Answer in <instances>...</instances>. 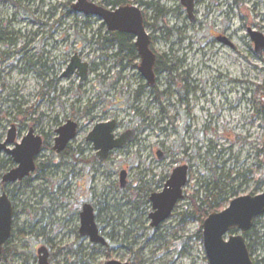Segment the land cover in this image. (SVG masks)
<instances>
[{
    "label": "rangeland",
    "instance_id": "rangeland-1",
    "mask_svg": "<svg viewBox=\"0 0 264 264\" xmlns=\"http://www.w3.org/2000/svg\"><path fill=\"white\" fill-rule=\"evenodd\" d=\"M150 1L165 6L159 29L150 27L153 10L146 13V31L155 37L151 50L177 66L174 73L158 76L155 89L141 75L139 61L117 64V47L106 50L97 38V32L109 38L103 21L74 12V0L22 2L24 16H15L12 1L0 2V22L16 17L21 38L16 46L0 48V141L12 124H20L24 136L33 127L45 144L37 158L39 170L5 189L3 176L16 164L0 156V196L7 192L14 206L13 236L0 264H38L41 247L56 255L57 264H209L202 228L206 218L196 214L205 185L216 182L223 189L224 202L213 213L236 198L264 193V92L259 90L264 51L256 53L248 32L264 35V0H199L197 23L181 13L180 0ZM222 34L235 49L217 41ZM76 54L90 66L83 84L77 76L61 79ZM73 117L80 127L76 145L87 150L85 159L91 162L76 168L53 150L56 132ZM111 119L120 123L115 136L136 129L139 139L101 167L93 163V146L86 139L95 124ZM157 149L164 151L163 162L154 156ZM184 165L189 167L184 199L164 224L151 227V205L132 219L125 208V217L118 219L119 205L130 201L144 181L163 189ZM121 169L129 172L125 190L119 184ZM81 201L98 205L102 220L118 223L115 241L101 254L72 235L78 222L71 211ZM252 230L249 236L239 230L228 236H244L253 247V263L264 264V215ZM69 247L81 252L70 253Z\"/></svg>",
    "mask_w": 264,
    "mask_h": 264
},
{
    "label": "water",
    "instance_id": "water-1",
    "mask_svg": "<svg viewBox=\"0 0 264 264\" xmlns=\"http://www.w3.org/2000/svg\"><path fill=\"white\" fill-rule=\"evenodd\" d=\"M182 5L187 9L191 20H193V0H181ZM73 11L84 16H93L103 20L111 33L119 32L131 35L135 38V46L141 58L139 71L151 88L155 87L154 66L156 55L150 49V37L146 32L142 12L131 5L124 6L112 12L106 10L88 0H74ZM250 38L255 45L258 55L264 51V35L249 30ZM89 75V64L82 62L76 54L70 61L61 79H70L73 76L79 77L80 84H83ZM116 123L114 121L97 125L91 132L89 140L94 144L95 150L101 161L105 160L108 153L114 149H124L128 143L134 140L135 132L128 131L119 139L113 134ZM77 125L71 121L62 126L58 131L55 140L54 150L57 153L63 152L67 145L76 136ZM16 141L15 127H12L8 134V140L0 146V152H6L12 157L16 168L3 177L6 184H16L28 178L36 170V158L42 151V139L35 137L33 131L20 142L13 150H7L6 145L14 144ZM162 159V157H160ZM187 165L176 168L163 192L151 197L155 213L151 215L152 227H158L165 222L172 214L174 207L183 199L182 191L188 183ZM125 174H121V187L125 186ZM264 215V193L257 196H243L234 199L229 207L220 212L212 213L203 223L204 247L209 264H254L245 239L242 235H229L232 229H238L247 233L252 229L255 218ZM82 237H90L94 244H105L98 236V230L94 222L91 206L85 208L82 214ZM13 235V206L9 196L4 192L0 196V255L3 246ZM228 239L226 240V237ZM40 263L49 264L45 248L39 250ZM108 264H129L117 261Z\"/></svg>",
    "mask_w": 264,
    "mask_h": 264
},
{
    "label": "flooded vegetation",
    "instance_id": "flooded-vegetation-1",
    "mask_svg": "<svg viewBox=\"0 0 264 264\" xmlns=\"http://www.w3.org/2000/svg\"><path fill=\"white\" fill-rule=\"evenodd\" d=\"M9 0H0V2H8ZM89 2H92V3H95V4H97V2L96 1H98V0H88ZM131 3H126L125 5H121V3L118 1V0H102V2L100 3V4H97L98 6H100V7H102V8H104V9H106V10H109V11H112V12H114V11H116V10H118L119 8H121V7H124V6H128V5H131V6H134V7H136V8H138L141 12H142V15H143V18H144V25H145V29L147 30V27H149L150 25H148V21H147V17H146V13H147V11L148 10H153V12H154V16L156 17V15H157V7L158 8H160V9H162L163 11H164V14H165V6L164 5H161V6H159V3H157L156 5H154L153 3H152V1H150V0H129ZM180 3H181V0H180ZM198 3H199V0H193V14H192V17H193V20H191V18H190V15L188 14V11H187V9L182 5V3H181V6L179 7V9L181 10V13H184V14H187L188 15V19L190 20V22L191 23H197L198 22V20H197V14H196V11H195V9H196V7H197V5H198ZM106 5V7L107 8H105L104 6ZM14 7H15V9H16V14H15V16L16 15H18V16H24V9L22 8V4L20 5V7L19 6H17V5H14ZM169 11V10H168ZM88 17V19L89 20H91V17H93V16H87ZM102 20V19H101ZM1 21L2 22H0V48H1V46L2 47H12V46H16L17 44H19L20 43V40H21V38H18L17 37V32L18 31H15V28L18 26L19 28H18V30L20 29V23L17 21V19H16V17H14L12 20H10V21H5L4 20V18H2L1 19ZM103 21V20H102ZM155 22H156V20H155ZM104 23V22H103ZM159 23V22H158ZM156 24V23H155ZM106 26V25H105ZM151 28H153L154 29V25L153 26H150ZM107 28V27H106ZM250 30V29H249ZM248 30V31H249ZM107 31H108V29H107ZM11 32V33H10ZM109 32V31H108ZM168 32V31H167ZM115 33H119V32H115ZM169 35H172V31H170L169 30ZM120 35H126V36H130L133 40H132V42H133V44H134V46H135V38L133 37V36H131V35H127V34H124V33H119ZM148 34V33H147ZM149 37H150V41H151V43H150V49H151V46L154 44V42H155V37L154 36H150L149 35ZM216 39H217V41L218 42H220L221 44H223V45H225V46H228V47H230V48H232V49H235V47H234V45L232 44V42L225 36V34H222V35H219V36H217L216 37ZM19 42V43H18ZM195 42H193L192 44H194ZM136 47V46H135ZM153 52V51H152ZM154 53V52H153ZM155 54V53H154ZM129 52H125V53H122L120 56L118 55V60H119V58H122L124 61H127V64H134L135 62H137V61H139L140 62V64H141V58H140V56H139V54H138V51H137V48H136V51H135V53L133 54V56H134V59L132 60V59H130L129 58ZM164 56H166V59L164 58V60L163 59H161L160 61H164V62H167L168 61V64H167V66L168 67H172L173 69L172 70H165V71H163V72H168L169 74L170 73H174L176 70H177V66H175V65H173V61L171 60V59H169L168 58V56L167 55H164ZM159 57L160 56H157L156 55V64H155V66H154V69H153V71H154V75H155V87L154 88H151L150 87V85H149V87L151 88V89H155L156 88V83H157V78H158V76L161 74V73H163V72H159L158 70H157V63L158 62H160L159 61ZM119 65H122V64H119ZM89 68H90V66H89ZM140 68V67H139ZM124 70V69H123ZM120 76H121V74H120ZM149 84V83H148ZM86 114H87V112H86ZM80 117V116H79ZM69 121H71V122H73V123H75L76 125H77V129H76V136H75V138L67 145V147H66V149L63 151V152H61V153H57L55 150H54V147H53V150L55 151V153L57 154V155H60V157L61 158H63V159H65V158H68V160H70V162H71V165L72 166H74V168H76L77 166H79V165H83V166H85V165H89L91 162H89L87 159H85V154H86V152H87V150L85 149V148H81V147H78V145H76V141H77V138H78V135H79V132H80V127H79V123H78V117H73L72 119H69L67 122H69ZM112 121H114L115 123H116V125H115V129H114V132H113V134H114V136H115V132L117 131V129L119 128V126H120V123H118V121L116 120V119H111V120H107L106 122H104V123H109V122H112ZM91 123H93V121L91 122ZM90 123V124H91ZM104 123H97V124H95L92 128H91V131L89 132V134H88V136H87V139H86V142H87V144H89V145H92L93 146V153H94V157H93V163H95L96 165H99V166H101V167H103V165L105 164V163H107V161L112 157V155L115 153V152H119V151H123V152H127V151H129L130 149H131V147L132 146H134V145H136L137 144V142H138V139H139V137H138V133H139V131L138 130H136V129H129V130H127L126 132H128V131H134L135 132V136H134V140L131 142V143H128L127 145H126V147L124 148V149H114V150H111L109 153H108V156H107V158L105 159V160H103V161H101V159H100V157L98 156V151L97 150H95V148H94V144L89 140V138H90V135H91V132L94 130V128L97 126V125H99V124H104ZM66 125V124H65ZM12 127H15V131H16V141H15V143L14 144H11V145H6V149L7 150H13L14 148H15V146H16V144L17 143H20L29 133H30V131L32 130L33 131V133H34V136L35 137H38V136H36L35 135V132H34V128L33 127H31L30 129H29V132L27 133V135H23V129L25 128V125H20V124H12L11 125V127H10V129L12 128ZM10 129L8 130V132H7V136H6V139H4V140H2V141H0V146L1 145H3V144H5L6 143V141L8 140V134H9V131H10ZM126 132H124V133H122L121 135H119L118 137L117 136H115V139L117 140V139H119L123 134H125ZM57 133V132H56ZM42 139V138H41ZM57 139V138H56ZM55 139V140H56ZM42 143H43V146H42V150L44 149V146H45V144H44V142H43V140H42ZM55 146V145H54ZM157 152H156V154L154 155L155 156V158H157L158 160H159V162H163L165 159H166V156H165V154H164V151H162L161 149H157L156 150ZM42 152V151H41ZM2 154H5V155H7V156H10L7 152H6V150L4 149V150H2L1 152H0V156L2 155ZM11 157V156H10ZM160 157H162V159H160ZM38 158V157H37ZM37 158H36V170H35V172L36 171H38L39 170V165L37 164ZM16 168V165H15V167L13 168V169H15ZM13 169H11L10 171H12ZM9 171V172H10ZM8 172V173H9ZM34 172V173H35ZM34 173H32V174H34ZM125 174V179H124V182H125V186H124V188H122L121 187V174ZM129 172L127 171V170H125V169H121L120 171H119V176H120V180H119V184H120V189L121 190H125V189H127L128 188V174ZM32 174H30V176L32 175ZM98 175L100 174V172H98L97 173ZM188 174H189V171H188ZM6 175V174H5ZM4 175V176H5ZM3 176V177H4ZM29 176V177H30ZM28 177V178H29ZM28 178H25L24 180H27ZM168 179H170V178H168ZM167 179V180H168ZM23 180V181H24ZM23 181H21V182H23ZM168 182V181H167ZM167 182H166V184H167ZM4 183V182H3ZM18 183H20V182H18ZM17 184V183H16ZM165 184V185H166ZM7 185H11V184H6V183H4V185H3V187H4V189L6 188V186ZM187 186V185H186ZM164 188H165V186L163 187V189L160 187V188H158V189H153V188H150V187H148V185H147V183L144 181L142 184H141V186L140 187H138L137 189H136V191H135V193L133 194V199L131 198V200L130 201H128L126 204H124V205H119V209H118V219L121 221V218L122 217H125V214H124V211L122 212V210L123 209H125V208H129L130 209V212H131V219H132V215L133 216H136L137 215V213L138 212H142L145 208H147L148 206H150L151 205V208H152V212H151V214H150V219H151V215L152 214H154L155 213V210H154V208H153V203H152V201H151V197L153 196V195H155V194H160L161 192H163V190H164ZM161 189H162V191H161ZM185 189V188H184ZM184 189H183V191H182V194H183V199H184ZM4 193V192H3ZM2 193V194H3ZM1 194V195H2ZM6 194L8 195V193L6 192ZM200 195V194H199ZM9 196V195H8ZM200 197H201V195H200ZM10 198V197H9ZM126 198V197H125ZM182 199V200H183ZM11 200V199H10ZM182 200H180V201H182ZM179 201V202H180ZM11 202H12V200H11ZM178 202V203H179ZM178 203H177V205H178ZM79 206L76 208H73L72 209V211H71V218H72V220H73V222H75L76 220H77V229H75L74 231H72V235L74 236L76 233H77V235L79 236V238L80 239H83L84 241H88L89 243H90V245L91 246H94L95 248H98L96 251L97 252H99L100 254L102 253L101 252V249H103V250H108L110 247H111V242H113V241H115V238H116V230H117V225H118V223L117 222H115V220L114 219H107V220H102V216H103V211H101L100 210V208H99V206L98 205H96V204H90V203H86V202H84V201H81L79 204H78ZM101 205V204H100ZM176 205V206H177ZM12 206H13V203H12ZM87 206H91V209H92V214H93V217H94V222H95V224H96V227H97V230H98V236L100 237V238H102L103 240H104V242H105V244H102V243H99V244H94V243H92V241H91V239H90V237H88V236H86V237H82L81 236V229H82V224H83V222H82V214L84 213V211H85V208L87 207ZM176 206L174 207V210H175V208H176ZM174 210H173V212H174ZM173 212H172V214H173ZM172 214L170 215V217L169 218H171V216H172ZM122 216V217H121ZM168 218V219H169ZM258 218V217H257ZM257 218H255L254 219V221H253V226H252V228L254 227V222H255V220L257 219ZM13 219H14V206H13ZM130 219V221L132 222V225L133 224H135L136 223V220H131ZM167 219V220H168ZM166 220V221H167ZM152 221V220H151ZM165 221V222H166ZM165 222H163L162 224H164ZM183 224L185 223V220L182 222ZM162 224H160L158 227H152V223H151V227L152 228H159ZM129 230V229H128ZM232 230H238V229H232ZM231 230V231H232ZM231 231H230V233H231ZM250 233H248V235L247 236H249V235H251V234H253V230L251 229L250 231H249ZM229 233V234H230ZM247 233H244V234H247ZM129 234V233H128ZM128 234H127V236H128ZM129 235H131V234H129ZM13 236V235H12ZM244 237V236H243ZM244 239H245V243H246V238L244 237ZM8 243V242H7ZM6 243V244H7ZM4 245L3 246V249H2V253H1V255L5 252V250H6V246L7 245ZM247 245V244H246ZM41 248H45L46 249V252H47V255H48V263L49 264H57L55 261H56V255H53L52 253H50V250H49V248H47V247H41ZM40 248V249H41ZM247 248H248V250H249V248H250V250L251 251H253V247H248L247 246ZM40 249H38L37 250V256H38V264L40 263V254H39V250ZM69 251H70V253H73V254H79V252H81V250L80 249H78V251H74L72 248H70L69 247V249H68ZM0 255V256H1ZM98 257H100V256H98ZM98 257H96V258H93V261H94V259H97ZM107 257H108V259L110 260V258H109V256H105V258L107 259ZM109 262H112V260L111 261H106V263L105 264H108ZM79 263H83V264H89L87 261H80L79 260ZM129 264H133V263H129Z\"/></svg>",
    "mask_w": 264,
    "mask_h": 264
},
{
    "label": "trees",
    "instance_id": "trees-1",
    "mask_svg": "<svg viewBox=\"0 0 264 264\" xmlns=\"http://www.w3.org/2000/svg\"><path fill=\"white\" fill-rule=\"evenodd\" d=\"M12 1L14 5H17L20 7V5L22 4V2L30 4L32 3L34 0H9ZM121 5H125L126 3H131L129 0H118ZM164 11L160 8L157 7V15L155 17L156 20V24L154 25L155 29H159L158 25H159V21L161 19H163L164 17ZM68 16V15H67ZM169 32V31H168ZM98 41L101 42L103 41V48H105L106 50L113 48V47H117L116 49V55H114V57H118V55L120 56L122 53L125 52H129V58L130 59H134L133 54L136 51V47L134 46L133 42H132V38L130 36H126V35H120L119 33H110L109 34V38H107L106 36H102V34L98 33ZM164 58L166 59V56H160L159 57V61L161 59L164 60ZM167 60V59H166ZM123 59L119 58V60L117 59V64H122L123 63ZM168 61L164 62V61H160L157 63V70L159 72H163L165 70H172V67H168L167 66ZM259 90L262 92H264V85L259 87ZM4 189V187H3ZM200 193V192H199ZM198 201L200 202V206L196 209V214L198 215H204L205 218H207L208 216V212L207 210L210 211V213H213L216 209L220 208L222 206V203L224 202L223 199V189L220 188V186H218V183L214 182L213 184H206L205 185V193L202 195V197L199 198L198 196Z\"/></svg>",
    "mask_w": 264,
    "mask_h": 264
}]
</instances>
